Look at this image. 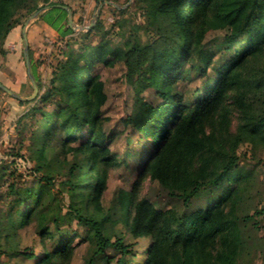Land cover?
I'll use <instances>...</instances> for the list:
<instances>
[{
  "label": "trees",
  "instance_id": "1",
  "mask_svg": "<svg viewBox=\"0 0 264 264\" xmlns=\"http://www.w3.org/2000/svg\"><path fill=\"white\" fill-rule=\"evenodd\" d=\"M57 4L51 0H42V5L39 0H0V42L19 18L44 6L53 5L44 18L52 10L67 14ZM132 6L149 9L148 16L156 23L155 36L143 41L136 35L123 46L106 39L85 46L82 52H68L46 92L33 99L36 103L31 111L40 115L42 143L56 131L64 136V146L80 141L65 186L71 198L68 212L47 216L41 209L40 188L30 192L28 196L35 202L17 211L19 219H13L12 224L25 227L33 217L38 218L43 254L35 264H57L73 253L72 234L77 231L61 226L66 217L86 226L91 246L84 264H126L122 259L125 255L137 256L143 251H133L107 226L117 214L135 237L148 239L143 264H237L246 245L241 223L252 217L239 218L234 213L242 196L241 185L249 176L239 165L235 145L264 139V0H134ZM46 20L51 23L49 17ZM96 29L98 25L88 33ZM211 29L226 30L222 41L230 58L220 65L213 63L214 52L202 46ZM66 31L72 33L73 29L68 26ZM115 60L140 68L143 79L139 91L154 89L161 100L130 121L140 137L152 138L156 147L140 177L150 175L167 191L173 200L169 208L121 192L117 211L88 214L90 205H99L107 185V169L115 164L107 146L84 135L96 133L98 112L104 103V83L99 75L90 74V64L102 61L109 65ZM187 64L207 74L201 87L186 90L179 86ZM211 67L212 74H208ZM38 88L42 89L40 82ZM53 97L60 102L49 110ZM229 104L240 113L233 136L229 134ZM25 203L19 201L20 206ZM46 238L51 239L53 250ZM111 248L120 254L118 258L108 253Z\"/></svg>",
  "mask_w": 264,
  "mask_h": 264
},
{
  "label": "rangeland",
  "instance_id": "2",
  "mask_svg": "<svg viewBox=\"0 0 264 264\" xmlns=\"http://www.w3.org/2000/svg\"><path fill=\"white\" fill-rule=\"evenodd\" d=\"M106 1L117 3L121 8ZM133 1L51 0L58 3L56 7L65 9L58 5L67 6V14L62 11L54 13L56 10L46 13L45 17L50 18V23L42 15L53 5L44 6L19 18L14 26L16 30L13 28L0 42V83L18 95H12L0 87V264H35L37 257L43 254L38 218L33 217L25 227L12 224V220L19 219L17 211L22 212L26 205H33L35 200L28 195L40 188L43 194L41 209L47 216L57 212L64 216L68 212L71 198L65 186L70 181L69 167L76 161L74 150L80 142L70 141L68 146H64V136L58 131L46 143L40 140L43 127L39 125V113L31 111L36 101L30 99L34 87L26 62L24 29L30 71L37 87L38 82L41 83L42 89L38 88V94L42 95L68 52H82L85 46L99 44L106 39L115 46H123L127 39L136 35L143 41L155 36L156 23L148 16L149 9L146 6L131 7ZM39 5H42V0H39ZM69 18L72 19L71 23ZM95 25L99 29L88 33ZM68 26L73 29L72 33L66 31ZM225 33V29H211L202 41L205 49L214 52V64L220 65L230 58L222 41ZM107 57L113 59L111 54ZM90 65V74L99 75L104 83V103L98 112L96 133L93 136L84 132V135L107 146L115 164L107 169V185L99 205H90L88 214L99 213L101 216L113 209L117 211L121 192L127 197L135 195L138 200L148 198L159 208L171 207L173 200L156 180L150 175L140 177L145 161L156 147L152 138H141L130 121L131 117L141 116L149 105L161 103L160 98L154 89L139 91L143 79L140 68L134 69L123 60H115L109 65L96 61ZM212 70V67L209 68L208 74H212ZM207 77V74L199 72L197 66L191 68L187 64L179 86L186 90L201 87ZM59 102V98L53 97L48 109L59 105ZM229 105V134L233 136L237 132L240 113L236 106ZM226 147L229 148L228 144ZM235 151L239 165L249 176L241 185L242 196L234 213L239 218L245 215L252 217L251 221L241 223L246 245L238 255L237 264H264V139L241 142L235 145ZM22 199L26 203L20 206ZM115 217L116 220L108 221L107 226L112 227L114 234L122 236L133 251H143L137 252V256L125 255L122 258L124 263L143 264L148 239L135 237L120 215ZM48 224L50 227L53 225L52 222ZM61 226L77 233L72 234L73 253L68 259H60L57 264H84L91 246L86 226L78 223L77 219L70 222L67 217ZM46 243L53 250L50 238H46ZM108 253L117 258L120 256L113 248Z\"/></svg>",
  "mask_w": 264,
  "mask_h": 264
},
{
  "label": "water",
  "instance_id": "3",
  "mask_svg": "<svg viewBox=\"0 0 264 264\" xmlns=\"http://www.w3.org/2000/svg\"><path fill=\"white\" fill-rule=\"evenodd\" d=\"M106 3H108V4H110V5H113V6H115L116 8H121L119 4L114 3V2H112V1H106ZM58 6H62V7H64L65 9L68 10V7H67V6H64V5H58ZM68 12H69V11H68ZM36 14H37V13H36ZM69 21H70V23H71V22H72V19L69 18ZM24 37H25V41H26L25 55H26V62H27V65H28V69H29V72H28V73H29V76H30V78H31V80H32L33 87H34V93H33V95L30 97V99H32V98H34V97L38 94V87H37V85H36V83H35V81H34V78H33L32 73H31V71H30V59H29V56H28V43H27V37H26V29H24ZM0 87H1L2 89H4L5 91H7L8 93L12 94V95L18 96V95H16L15 93H13L10 89H8L6 86H4L2 83H0Z\"/></svg>",
  "mask_w": 264,
  "mask_h": 264
},
{
  "label": "crops",
  "instance_id": "4",
  "mask_svg": "<svg viewBox=\"0 0 264 264\" xmlns=\"http://www.w3.org/2000/svg\"><path fill=\"white\" fill-rule=\"evenodd\" d=\"M16 30V28H14V31Z\"/></svg>",
  "mask_w": 264,
  "mask_h": 264
}]
</instances>
